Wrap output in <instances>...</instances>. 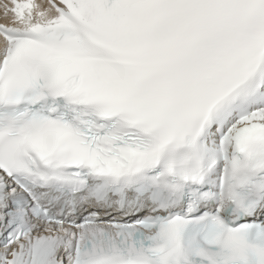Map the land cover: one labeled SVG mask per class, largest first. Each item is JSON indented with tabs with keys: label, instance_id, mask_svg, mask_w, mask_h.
<instances>
[{
	"label": "snow or ice",
	"instance_id": "6c2138e0",
	"mask_svg": "<svg viewBox=\"0 0 264 264\" xmlns=\"http://www.w3.org/2000/svg\"><path fill=\"white\" fill-rule=\"evenodd\" d=\"M0 264H264V0H0Z\"/></svg>",
	"mask_w": 264,
	"mask_h": 264
}]
</instances>
